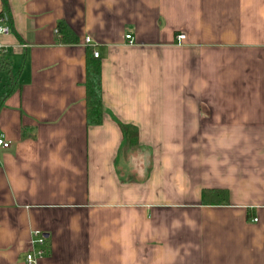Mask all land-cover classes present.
Segmentation results:
<instances>
[{"label":"crops","instance_id":"1","mask_svg":"<svg viewBox=\"0 0 264 264\" xmlns=\"http://www.w3.org/2000/svg\"><path fill=\"white\" fill-rule=\"evenodd\" d=\"M6 1L0 264H264V0Z\"/></svg>","mask_w":264,"mask_h":264},{"label":"trees","instance_id":"2","mask_svg":"<svg viewBox=\"0 0 264 264\" xmlns=\"http://www.w3.org/2000/svg\"><path fill=\"white\" fill-rule=\"evenodd\" d=\"M5 5V19L8 20L7 1L3 0ZM59 42L64 45H74L78 43V38L73 30L65 23H60L57 28ZM87 122L89 126H100L103 123V100H102V82H101V63L94 57V50L90 49L87 57ZM9 90L4 95L8 97L18 85V75L10 74ZM227 198V193L220 190H205L203 192V205H223Z\"/></svg>","mask_w":264,"mask_h":264},{"label":"built area","instance_id":"3","mask_svg":"<svg viewBox=\"0 0 264 264\" xmlns=\"http://www.w3.org/2000/svg\"><path fill=\"white\" fill-rule=\"evenodd\" d=\"M11 33L10 27L6 24V19L0 17V38L7 36ZM126 40L133 41L131 36H127ZM179 42H183L185 40L184 35H180L178 37ZM86 44H90L91 41L87 39ZM2 49V45L0 44V50ZM94 57L96 59L99 58V54L97 52H94ZM10 147V143L6 142L4 136H0V148L2 149H8ZM46 243L47 240L44 235H42L39 232H35L33 234V240H32V250L27 254L26 256V264H37L38 260L46 257L47 255V249H46Z\"/></svg>","mask_w":264,"mask_h":264},{"label":"rangeland","instance_id":"4","mask_svg":"<svg viewBox=\"0 0 264 264\" xmlns=\"http://www.w3.org/2000/svg\"><path fill=\"white\" fill-rule=\"evenodd\" d=\"M127 142H128V144H130L131 140L129 138H127Z\"/></svg>","mask_w":264,"mask_h":264}]
</instances>
